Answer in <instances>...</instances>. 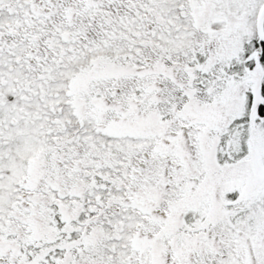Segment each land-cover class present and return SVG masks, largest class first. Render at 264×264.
Masks as SVG:
<instances>
[{"label": "snow or ice", "instance_id": "obj_1", "mask_svg": "<svg viewBox=\"0 0 264 264\" xmlns=\"http://www.w3.org/2000/svg\"><path fill=\"white\" fill-rule=\"evenodd\" d=\"M0 264H264V0H0Z\"/></svg>", "mask_w": 264, "mask_h": 264}]
</instances>
